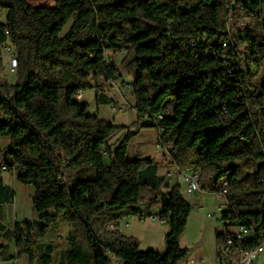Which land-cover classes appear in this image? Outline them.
Instances as JSON below:
<instances>
[{"label": "trees", "instance_id": "16d2710c", "mask_svg": "<svg viewBox=\"0 0 264 264\" xmlns=\"http://www.w3.org/2000/svg\"><path fill=\"white\" fill-rule=\"evenodd\" d=\"M4 47L17 60L13 82ZM261 71L264 0H0V197L12 196L1 174L14 173L33 189L41 222L16 228L17 255L32 261L34 247H46L50 264L58 244L37 240L66 227L64 264H180L191 205L154 159L128 160L143 130L159 132L170 166L199 173L201 192L219 195L228 182L218 261L228 239L232 251L264 248ZM123 73L133 80L130 126L90 114L78 97L92 90L112 104L103 90ZM145 205L168 226L164 253L142 251L120 231ZM240 227L246 240L236 237Z\"/></svg>", "mask_w": 264, "mask_h": 264}, {"label": "crops", "instance_id": "0c3cea01", "mask_svg": "<svg viewBox=\"0 0 264 264\" xmlns=\"http://www.w3.org/2000/svg\"><path fill=\"white\" fill-rule=\"evenodd\" d=\"M53 5L54 0H52V3L49 5L40 4L37 6ZM118 81H123V79L121 78L116 80L111 86L105 88L102 93L106 98L113 101V103L110 104L111 106L113 104L118 105L116 111L114 110V107L111 109L115 117L112 120L105 121L119 126H130L135 123L137 119L136 112L133 110L135 103L133 91L132 88L125 83L123 86L129 87V89L126 94L127 98H122L121 95L125 93H120V90L123 91L121 88L122 85L120 86V89L114 88ZM115 91L117 92V96H113V92L115 95ZM79 98L80 100L83 98V93H81ZM158 139L159 132L156 130L141 131L130 141L127 148V158L130 161L152 158L159 166V176L166 177L167 179H173L174 177L166 176L167 172L172 170L174 167L169 165L166 150L157 147ZM1 181L2 185L7 187L12 196L7 202L3 201L4 198L2 196L0 197V227L2 228L0 230V264H19V261L22 258L17 255L16 240L14 237L16 228H22L26 223L32 224L36 228V226L40 225L41 222L39 220V216L33 208V189L30 186L22 184L12 172H3L1 174ZM178 181L180 182V180ZM182 192L185 200L191 206L193 204L195 208H199L206 204L205 202L207 198L204 197L205 193H189L185 182ZM158 213L159 208L152 210L145 205L142 207L143 217L138 216L126 219L123 221L124 227H121L120 231L124 236L135 238L138 241L139 246H142V244L146 245L147 251L151 250L164 252V238L167 233L168 226L164 221L157 217ZM149 214H152L153 216L148 217ZM6 232H8L7 235ZM67 232L68 229L64 227L56 233V237L58 239L57 249L59 248L61 241H63V243L65 242ZM195 244H193L188 237H181L180 245L182 248L188 249L189 254L180 264H185L191 261H194L197 264H218L217 243L215 248L211 251L206 249L207 240L200 239L198 240L197 245ZM64 246L66 251L67 248L65 243ZM263 251L264 250L262 248L258 253L254 264H264ZM50 264H53V260Z\"/></svg>", "mask_w": 264, "mask_h": 264}, {"label": "rangeland", "instance_id": "374dc122", "mask_svg": "<svg viewBox=\"0 0 264 264\" xmlns=\"http://www.w3.org/2000/svg\"><path fill=\"white\" fill-rule=\"evenodd\" d=\"M29 3L32 6H37L40 4L49 5L52 3V0H29ZM242 22L244 21L238 20L236 24L241 25ZM236 24L233 23V25H236ZM108 56H110V53L108 54ZM112 59H114L116 63L119 64L122 59V55H119L114 58L112 57ZM3 62L6 65V69L4 71V73L6 74L5 78L9 82H13L14 81L13 75L15 73L12 74L9 72L8 58L6 55L3 57ZM257 78H258L257 81L259 84L263 83L264 82V72L263 71L259 72ZM122 79L123 81H118L114 88L120 89V86L122 85L121 88L123 89V91L120 90V93L125 92L124 93L125 95L124 94L121 95V97L125 99L127 98L126 97L127 90L129 89V87L132 88L133 86V80L130 77L126 76L125 74L123 75ZM125 83L129 85V87L123 86ZM82 93H83V98L81 100L89 105L88 112L90 114H98V116L104 120H112L115 117L111 109L112 107H114L115 108L114 110L116 111L118 107L117 104H113L111 106V105L97 103L95 100V94L92 90L83 91ZM113 96H117L116 91H115V95L113 92ZM6 145H7V140L0 139V151L3 150ZM180 183L182 187H184V181L180 180ZM206 194L207 193H205V196H204L205 198H207L205 202L206 204H204L202 207L195 208L192 204L191 206L192 209H191L190 216L188 218L187 226L182 236L188 237V239H190V241L193 244L196 243L195 245H197V242L200 239L207 240L206 249L208 251H211L216 246L215 232L216 231L219 232L223 230V224L222 222H220V215H221V212L225 210V203H224L225 201L221 196H218L216 194H211V193H208L207 195ZM56 233L57 231L54 228H49L45 236L41 239H38L37 242L38 243L44 242L46 244L52 243V244L57 245L58 239L56 237ZM64 243L63 241H61L59 248L58 249L56 248L55 250H53L51 254L53 264H64V262H62L63 261L62 256H63V253L65 252ZM139 249L142 251H147L146 245L144 244H142V246H139ZM161 253H164V252H161ZM46 254H47L46 247L41 248V249L34 247V256H33L32 261L29 260L27 255H21L20 257L22 259L19 261V264H45L44 255Z\"/></svg>", "mask_w": 264, "mask_h": 264}, {"label": "built area", "instance_id": "2783aa9c", "mask_svg": "<svg viewBox=\"0 0 264 264\" xmlns=\"http://www.w3.org/2000/svg\"><path fill=\"white\" fill-rule=\"evenodd\" d=\"M243 21V20H242ZM246 22H242L241 27H245ZM3 57L6 55L8 58V70L10 73H15L17 69V60L13 52L10 48L4 47L3 49ZM80 94L78 95V97ZM157 147L161 148L159 143H157ZM3 171L6 170L5 167L2 168ZM167 177H174L177 180H183L186 184L187 191L191 194L193 193H199L202 194L203 192L200 191L198 182H199V173L197 171H192L190 174H182L180 173L176 168H173L166 174ZM228 186L227 181H223L222 187L223 190L218 196H221L222 198L226 194V188ZM121 227H124L123 222L121 223ZM249 231L246 230L244 227H240L236 230V237L239 240H246V238L249 236ZM233 245V242L231 239H228L221 249V258L218 261V264H254V262L257 259L258 253L261 251L262 248H257L254 250H235L232 251L231 247ZM185 264H197L194 261L185 263Z\"/></svg>", "mask_w": 264, "mask_h": 264}]
</instances>
